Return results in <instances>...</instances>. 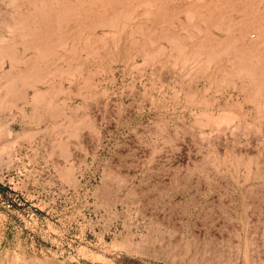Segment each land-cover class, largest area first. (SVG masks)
<instances>
[{
  "label": "rangeland",
  "instance_id": "obj_1",
  "mask_svg": "<svg viewBox=\"0 0 264 264\" xmlns=\"http://www.w3.org/2000/svg\"><path fill=\"white\" fill-rule=\"evenodd\" d=\"M0 264H264V0H0Z\"/></svg>",
  "mask_w": 264,
  "mask_h": 264
}]
</instances>
